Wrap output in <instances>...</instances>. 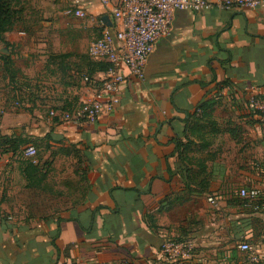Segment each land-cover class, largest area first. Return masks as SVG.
I'll list each match as a JSON object with an SVG mask.
<instances>
[{"label": "crops", "instance_id": "0c3cea01", "mask_svg": "<svg viewBox=\"0 0 264 264\" xmlns=\"http://www.w3.org/2000/svg\"><path fill=\"white\" fill-rule=\"evenodd\" d=\"M31 2L18 13L25 30L16 24L0 48L20 78L4 76L0 94V264H151L178 236L194 241L197 264H251L241 243L264 263V210L237 196L255 188L264 203V119L245 100L264 88V9L176 12L144 78L123 70L115 112L77 125L49 114L94 95L104 76L87 53L96 34L61 41L54 20L38 39L40 18L61 11L56 0ZM76 2L98 37L103 18L112 25L97 0ZM11 98H24L23 109ZM209 100L215 124L187 138V114ZM7 138L25 144L13 153ZM29 146L38 168L30 174L20 162Z\"/></svg>", "mask_w": 264, "mask_h": 264}, {"label": "built area", "instance_id": "2783aa9c", "mask_svg": "<svg viewBox=\"0 0 264 264\" xmlns=\"http://www.w3.org/2000/svg\"><path fill=\"white\" fill-rule=\"evenodd\" d=\"M108 8L113 18L111 26L103 24L101 36L88 47V56L96 62H107L110 69L102 79L94 82L95 93L81 106L71 111L58 113L50 112L52 119L67 123L94 124L104 115L115 112L119 105L116 95L119 86L126 81L123 70L139 80L144 78V68L149 56L154 50L155 43L167 37L172 31V20L176 12H204L214 7L220 10L264 9V0H97ZM78 2L75 3L77 5ZM67 15L74 14L84 18L83 9L67 10ZM23 35V34H21ZM245 98L251 111H264V88L246 91ZM20 105L19 102L16 103ZM24 155L32 164L37 163V150L29 146ZM237 196L244 201L243 206L253 211H263L262 194L255 188H240ZM213 206L217 202L213 197L208 198ZM10 220V219H9ZM241 252L247 253L251 264H264L255 255L253 247L248 243L239 244ZM198 254L196 245L191 238L169 237L164 239L154 252L151 264H197ZM227 257H223V262Z\"/></svg>", "mask_w": 264, "mask_h": 264}, {"label": "trees", "instance_id": "16d2710c", "mask_svg": "<svg viewBox=\"0 0 264 264\" xmlns=\"http://www.w3.org/2000/svg\"><path fill=\"white\" fill-rule=\"evenodd\" d=\"M23 0H0V37L3 39L5 35L12 32L17 22H19L18 13L20 12V8L22 7ZM0 59L3 65V71L5 75L9 76L10 81L16 77L15 69H13V61L10 59L9 56L5 54H0ZM97 69L101 73H106L111 65L107 62H97L95 64ZM203 84L202 82H199ZM261 100H264V95L259 97ZM246 102L247 99L245 98ZM248 104V103H247ZM214 102L206 101L202 105H200L193 114L188 113V134L186 137H195L197 139H201L205 136V125L204 122H209V127L214 125L215 122H212V112H213ZM251 116H258L260 119H264V111H251ZM260 121V120H258ZM212 131L214 132L215 129L213 128ZM236 134V132H233ZM4 140V139H3ZM7 144H10V151L15 153L22 145L25 144L24 141L7 138L4 141ZM189 143L191 141L189 140ZM180 143L177 144V148H179ZM26 163V173L30 174L37 171L38 168L33 166L30 160H27ZM241 201V204H244V201ZM178 238H183V236H178Z\"/></svg>", "mask_w": 264, "mask_h": 264}, {"label": "rangeland", "instance_id": "374dc122", "mask_svg": "<svg viewBox=\"0 0 264 264\" xmlns=\"http://www.w3.org/2000/svg\"><path fill=\"white\" fill-rule=\"evenodd\" d=\"M48 0H43V2H41L40 4H47ZM57 1V5L61 11V15H59L58 17H51L50 15H43L40 20H39V26L41 27V29H45V30H41L40 33H42L40 35V37H38V39H43L46 40L47 39V35H46V28H45V24L48 23H53L55 20V24L58 26V30L61 32V41H63L64 36H68V37H73L75 40H78L79 42H86L87 38H91L93 34H96L93 38V40H96L97 38H99L97 35L99 34L97 32V30H99L98 28L94 27V29H92V27H89V18L86 15L84 18H80L75 16L74 14H70L67 15L65 12L69 9L71 10H76V6L75 5V0H56ZM31 0H25V5L27 4H31ZM62 28V29H61ZM36 30V28H34ZM16 32H19L21 30H25L24 28H21L20 25L17 24L16 28H15ZM35 32V31H34ZM21 33V32H20ZM91 40V42L93 41ZM8 42V41H7ZM91 42L89 43V45L91 44ZM21 46V45H20ZM1 47H5L3 44V39L0 37V48ZM22 47V46H21ZM25 50L24 47H22L21 49H18V53H23V51ZM6 51L2 50V52L0 51V54H4ZM22 60V59H21ZM15 63L13 64V69H15ZM19 66V65H18ZM8 78L4 73H3V65H2V61L0 59V94L1 89L3 88L2 83H3V78ZM16 78L18 77H14L13 80H9L10 82H16ZM20 80V78H18ZM23 85L27 87L28 86V82L23 80ZM30 85H33V81L29 82ZM9 86V85H8ZM30 88V87H29ZM1 98V95H0ZM19 102L20 105L17 106L16 103ZM24 102V98H11L8 100V106L9 107H15V108H20L23 109L21 106ZM1 111V110H0ZM252 113V112H251ZM236 122H238V120H236ZM238 126V125H237ZM244 127H241V129ZM206 134V133H205ZM20 162L23 165H26L27 158L25 156H23V158H21Z\"/></svg>", "mask_w": 264, "mask_h": 264}, {"label": "water", "instance_id": "95a60500", "mask_svg": "<svg viewBox=\"0 0 264 264\" xmlns=\"http://www.w3.org/2000/svg\"><path fill=\"white\" fill-rule=\"evenodd\" d=\"M103 22H104V24H106L107 26H110L109 18H103ZM5 51H7V50H5Z\"/></svg>", "mask_w": 264, "mask_h": 264}]
</instances>
